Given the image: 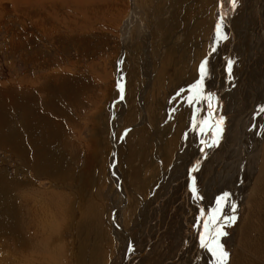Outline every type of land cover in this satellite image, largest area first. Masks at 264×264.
<instances>
[{"label":"rangeland","instance_id":"rangeland-1","mask_svg":"<svg viewBox=\"0 0 264 264\" xmlns=\"http://www.w3.org/2000/svg\"><path fill=\"white\" fill-rule=\"evenodd\" d=\"M86 1L55 0L39 11L24 0H0V214L12 212L15 220L0 216V221L17 225L9 232L18 231L23 239L0 233V264H122L126 260L119 251L125 244L117 236L114 220L118 205L125 201L118 226L131 240V264H192L189 250L196 245L203 220L191 197L193 187L203 193L208 185L203 195L206 202L216 203L214 219L223 216L229 204L223 200L219 208L221 197H210V191L217 192L218 185L212 183L219 178L216 168L221 158H231L241 147L231 122L236 117L233 111L239 112L242 105L252 107L255 130L264 117V49L258 28L264 0H237L235 7L231 0H223L222 6L220 0H137L143 29L137 26L134 33L145 29L147 36L140 42L131 36L124 79L125 84L132 83L122 85L123 99L116 83L123 68H119L122 27L130 0ZM83 13L88 17L82 18ZM219 17L223 40L214 38ZM204 61L206 95L201 96ZM147 75L153 77L150 93ZM44 85L57 89L56 97L45 92ZM252 89L261 100L247 95ZM206 97L215 105L211 110L205 108ZM63 100L70 101L68 109L55 111ZM143 102H147L145 124ZM178 131L181 135L175 138ZM258 135L249 134L239 150L241 158H246ZM206 142L212 152H202ZM263 152L258 155L257 173ZM201 154L197 179L192 175L188 179V164ZM226 158L221 164L225 168L230 160L225 164ZM207 169L211 171L206 173ZM230 172L232 168L227 169ZM242 175L235 179L229 174L225 184L233 181L238 191L242 184L251 189L254 180ZM25 206L33 213L26 214ZM23 216L43 217L47 229L51 221L47 239L35 231L36 241L47 240L45 249L30 246L29 252L26 231L20 226ZM202 240L205 243L198 236L199 244ZM197 248L200 258L202 247ZM234 252L229 251L228 264L233 263ZM23 255L26 262L18 259Z\"/></svg>","mask_w":264,"mask_h":264},{"label":"bare ground","instance_id":"bare-ground-1","mask_svg":"<svg viewBox=\"0 0 264 264\" xmlns=\"http://www.w3.org/2000/svg\"><path fill=\"white\" fill-rule=\"evenodd\" d=\"M51 1H52V3H53V1L55 2V0H29V1L24 0L25 5H27V3L28 4H33L34 7H37V9L39 11H41V9H43L45 7V5L51 4ZM61 3L64 4V1L61 2ZM61 3L59 2V4H61ZM101 4H102V2H101ZM222 4H223V0H220V6H222ZM89 8H91V7H89ZM102 8H100V9H102ZM119 8H123V6H121ZM85 10H87V8ZM222 10H223L222 7L219 8L218 15H220L222 13ZM98 11L97 12L95 11V12L98 13ZM101 11H103V10H101ZM119 11L121 13L123 12L120 9H119ZM119 11H116V12H119ZM143 11H145V10H143ZM35 12H37V11L35 10ZM90 12H92V11H90ZM85 14L86 13H83L82 14V16L84 15V17H82V18L88 17L87 16L88 14L86 16H85ZM48 15H49V13H48ZM115 16H117V15H115ZM142 16H144V15H142ZM146 16H147V14H146ZM90 17H91V15H90ZM258 19H259V26H258V28H259V38L261 40V44H262L263 49H264V1H263L262 6H261V11L259 13V18ZM90 20H92V19H90ZM141 20L142 19L140 17L139 10L137 8V0H130V3H129V12H128V15L126 17V20L124 22V25L122 27V29H123L122 39H123V44H124V46H123L124 47V53L122 54V59L120 60L119 68L121 69L122 66H123V68H122L121 71H119L120 80L118 81L122 85L123 84L124 85H131V83H132V81H131V83L128 81L127 84H125L126 79H124L125 72L127 71L125 69V65H126V63H128L129 54H130L129 51H128V47H129L128 44H130L131 38L132 37L133 38H137V41L140 42V41H144V38L147 36V34L144 31L145 29L144 30H136L135 33H134V28H136L137 26L142 27ZM218 25L220 26V28H222V23H221V18L220 17H219V20L216 22V25H215V28H214V33H215V37L214 38H217L218 37V34H217V27H218ZM149 28L151 29V27H149ZM142 29H143V27H142ZM148 37L151 38L150 35ZM148 49H146V50H148ZM258 50H259V47H258V44L256 43V45L254 47V52L256 53V52H258ZM216 51H218V50H216ZM145 56H146V54H145ZM257 56H259V54H257ZM257 58H259V57H257ZM142 71H144V63L142 64ZM161 71H163V69ZM161 76H163V75H161ZM243 76H244L245 79L247 78L245 75H243ZM243 76H241L242 79H241V85H240V87H242ZM145 78L147 80L146 91L150 93V91H151L150 89H151V86H152L153 77H150L149 75H147ZM163 80H165V77L163 78ZM203 82H205V81L203 80ZM116 85H118V83H116ZM251 86L252 85L250 83V88H251ZM198 88H201V89H199V90L202 91V92L200 91L201 92V96L202 95L205 96L206 95L205 94V89H203L202 87H198ZM117 90L119 91V89H117ZM144 91H145V89L143 90L142 95L144 94ZM149 93L147 94V96L149 95ZM257 94L258 93L256 92V90L255 89H252V93H248L247 95L248 96L254 95L253 97H254V99L257 102V101L261 100V97L259 95H257ZM263 96H264V94H263ZM212 101L209 100L208 97H206V101H205V106H206L205 108L206 109H210L211 110L212 108L215 107V105L213 106ZM123 103H124V111L127 112L128 109H129L128 103H127L126 100H124ZM146 103L147 102H143V109H142L143 124L147 123V119H144L145 115L147 114V111L145 110V107H144V106H146ZM209 104L211 105V107H208ZM263 105L261 107V110H262V108H264ZM237 110H238V108H237ZM237 110L236 111H233V113L236 114L235 115L236 117L234 119H231V122H232V125L235 124L234 126L237 127V134H238L237 136L239 138L238 139V142L240 140L241 147L238 149V151H234L233 155H231V158L229 157L230 160H229V158H226V155H224L221 158L222 161L226 158L225 164H227L228 163V160H229V165H227V167L225 168V167H222V165H221L222 164V161H220L218 163L219 166L216 168L218 170L216 172V175L219 176V178H218L217 181H216V178H215V181L212 184H213V186H217L218 185V187H220V188L218 190V187H217V192H216V190L214 188H212L211 191H210V192H212L211 195H210V197L211 196H215L217 198L219 196L221 198H224V201H226V204H229L227 207L224 208L225 213L223 214V216L215 215V220H216L217 223L224 222L222 230L224 232H226L227 235L226 236H222L220 238L219 243L224 246V250L227 253H229L230 250H233V252L235 251L234 252V259H233V263L232 264H264V234H260V232L264 229V227H263L264 226V152H263L264 151V117L262 118V121L263 122L261 121V124L259 125V127L257 128V130H255V126L253 125V123H255V125H256L257 124L256 123L257 121L255 122L256 119H255V114L253 113L252 107H246V106H243V105L241 106V108L239 109V112L243 110L242 111L243 112L242 113L243 117H241V115L239 114V112ZM208 116L209 115L207 113L206 120L208 119ZM138 125L139 126H143L142 124H138ZM239 127H241V130L240 129L238 130ZM214 128H215V126H214ZM238 131H239L240 134L238 133ZM254 131H256V133L259 134L258 135V138L257 139L255 138L256 140L254 139L255 142H253L251 148L248 151V154L245 156L246 158H241L242 157V152L239 151V150L240 149H243V146L246 144V141L248 140L249 134H251ZM215 133H216V129H215ZM180 135H181V131H178L175 138H179ZM215 136H216V140L217 141H216V143L214 145L217 146L218 144H220V139H219V136L217 135V133L215 134ZM237 136H235L233 139H235ZM241 139H244V141L243 140L241 141ZM208 145H209L208 142L204 143V145L202 146V148H203L202 152L208 150ZM115 147H116V144L114 146V154L116 153ZM236 150H237V148H236ZM208 151H211L212 152L211 149H209ZM260 152H263V158H262V164H261L262 168H261V171L259 173H257L256 166H257V162H258V155H259ZM198 153H200V152H198ZM209 154H211V153L209 152L207 154V156H209ZM202 156L203 155L201 154V157L199 158V160H197V158L194 157L190 161V164H188V166L191 165L189 167V169L187 167L188 174L186 175V177L188 179H191L190 178L191 175L193 176V180L194 181L197 179V173L200 171L199 170V167H201L198 164V161H200V159L201 160L204 159V157H202ZM112 160H113V158H112ZM111 163H113V162H111ZM260 163H261V161H260ZM240 166H243L244 168H241ZM245 167H246L247 170H245ZM228 168H232V172L233 173L230 172L229 174H234L235 175V179L238 178L239 173H242L243 174L242 177L244 179H246V177H247L250 180V182L252 180H254L253 187L250 189V185L244 186V184H242L241 187L239 188V191H238L237 188H235L236 186H233V183H232L233 181H231L230 183L227 182V184H225L226 181L230 180V178H228V175L229 174H227V169ZM113 170L114 169H112V171ZM209 171H211V170H208L207 169L206 170V173H208ZM208 189H209V186L207 185L206 188H205V190H204V192L207 191ZM248 190H249V192H248ZM220 191H222V193H220ZM204 192L203 193H199L196 190L195 193L194 192H193V194L191 193V197L194 199L195 205H198L200 207V209H199L196 206V208H198V210L200 211V212L199 211L198 212L199 213H203L202 217H200V218L203 219V220L200 221L201 222V229H200V233L201 234L200 233L199 234L198 233L196 234V240H195L196 245L193 244L190 247V250H189V254L192 255L190 259H191V261L194 260L192 262V264H214L213 263V260H216L217 261L216 257L213 256L212 252H210L207 247L201 246L202 243L199 244L197 242L198 236H200V237H202V238L205 239V244H207L208 247H215V244H214V242L212 240L213 233H211L209 231H205L203 225L204 224H209L210 225L211 224L210 222L213 221V219H214V215L213 214L214 213L212 214V212L213 211H217V209H216V203L212 199H209L210 203L206 202L207 199L203 195ZM235 195H239V198L235 199L233 202L231 200H229L230 199V196H235ZM24 204H25V202H24ZM26 205H27V203H26ZM121 205H123V208H122ZM218 205H219V208H220L221 207L220 203ZM233 205L235 206V210H233ZM118 206L120 208L117 211L115 209ZM118 206H116L115 209H114L115 211H117L116 217H115V220L116 221L114 220V223L117 224L116 233H117V236L119 235V237H118L119 240H123L124 241V244H125V246H124L123 243H122V250L119 251V252H120V254L122 253L121 254V258L123 260H126L128 262V264H131V261H132L131 258H130V255H131V250L130 249L132 247L131 246V240L129 241V235L122 229V227L120 228L118 226V221L121 222L122 219H123L121 217L122 216L121 212L127 206V202L126 201H125V203H122L121 202ZM25 207L27 208V211H26V208H24V211H25L26 214L33 213V210L32 209H30L27 206H25ZM24 211H21V212H24ZM34 212H35V210H34ZM2 213H5V212H2ZM2 213L0 214V216L3 219L6 220L5 217L6 216L7 217L9 216L11 218L10 220L15 221L14 218H13V215L14 214L12 212L9 213V214H7V213L6 214H2ZM34 214H37V213H34ZM36 216H38V215H36ZM36 216H33V217L31 216L30 218L29 217L28 218H25L23 216L22 217L23 219H22L21 225L18 222L19 225L21 226V228L24 227V232L26 231L27 240L29 241V244H30L29 245V252H31L30 251V246H31L32 249L35 246H37V247L39 246L40 248L45 249V247L47 245V240H46V242H45V239L36 241V239H35V231L37 233L40 232V231H42V233H39V234L42 237H44V238L47 239V234H48L47 230H49L50 225H51V221L49 220L48 221L49 228L47 229L45 227L46 226V222H47L46 219H44L43 217L42 218L39 217L40 218L39 219ZM233 216L236 217L235 222L228 223L230 217H233ZM117 217L119 218V220L117 219ZM20 221H21V219H20ZM197 222H199V219H198ZM197 222L195 221L194 223L196 224ZM7 223H11V222L0 221V233L1 234H3V233L9 234L10 233L11 236L12 235L13 236L15 235V237L19 241L21 238L20 237L18 238V236H17L18 231L16 233L9 232V230L14 229L17 225H13V226L9 227V224H7ZM19 225H18V227H20ZM21 241H23V239H21L20 242ZM15 242H17V241H15ZM197 243H198V245H197ZM9 246L12 247L11 246V243H10ZM197 246L202 247L201 248L200 258L199 257L198 258L196 257L197 256L196 255L197 254V250H198ZM41 251L42 250L38 249L39 255H42L43 254V253L42 254L40 253ZM191 252L193 254H191ZM19 258H21V260H24L25 259L24 260L25 262L27 261V258L25 257V255H23V257H18V259ZM126 261H122V264L127 263ZM17 263H19V260H18ZM10 264H12V263H10ZM225 264H228V261L227 260L225 261Z\"/></svg>","mask_w":264,"mask_h":264},{"label":"snow or ice","instance_id":"snow-or-ice-1","mask_svg":"<svg viewBox=\"0 0 264 264\" xmlns=\"http://www.w3.org/2000/svg\"><path fill=\"white\" fill-rule=\"evenodd\" d=\"M236 2H237V0H231L233 7L236 6ZM217 34L219 36V39H221V40L226 39V36H224L223 33L221 32V28L219 25L217 27ZM231 69H232V61H229L228 62L229 73H231ZM200 73H201L200 85L198 87H202L203 80L207 76V61H204L201 63ZM118 87H120V89H121V99H123V94H122L123 86L119 82H118ZM215 143H216V141H213V144H215ZM193 192L194 193L196 192L195 187H193ZM223 200H224V198H221V201H218V204L222 203ZM233 210H235L234 205H233ZM235 219H236V217H234V216L230 217L228 223L235 222ZM210 223L213 225V227L209 228V224H204L203 227H204L205 231H209V232L213 233L212 240L215 244V247H208V245L205 244L203 242V240H202V246L207 247L208 250L210 252H212L213 256L216 257L218 264H225V261L227 260V257H228V253L224 250V246L219 243L220 238L222 236L227 235V233L222 230L224 222L217 223L216 220L213 219V221H211Z\"/></svg>","mask_w":264,"mask_h":264},{"label":"crops","instance_id":"crops-1","mask_svg":"<svg viewBox=\"0 0 264 264\" xmlns=\"http://www.w3.org/2000/svg\"><path fill=\"white\" fill-rule=\"evenodd\" d=\"M72 80H73V79H72ZM53 87H54V86H53ZM44 89H45V92H47V93H52V94H53L52 96L56 97L57 89H56L55 91H54L55 88H53L52 90H48V87H45V85H44ZM65 99H66V98H65ZM66 100H67V99H66ZM66 100H63V104H62L60 107H56V106L53 105V103H50L51 100H50V98H49V101H50V102H49V103H50V104H49V105H50L49 107H50L51 110L54 111L55 109L52 107V105H53V106L56 108L55 111H58V112H60L61 109H65V107L68 109V106L70 105V104H69L70 101H67V102H66ZM68 100H69V99H68ZM4 101L7 102V100H4ZM47 102H48V101H47ZM51 104H52V105H51ZM5 105H7V104H5ZM72 105H74V104H72ZM47 107H48V105H47ZM7 108L9 109L8 106H7ZM7 111H8V113L10 114V112L12 113L13 110L10 111V112H9V110H7ZM55 111H54V112H55ZM11 118H12V120H14L13 116H11Z\"/></svg>","mask_w":264,"mask_h":264}]
</instances>
